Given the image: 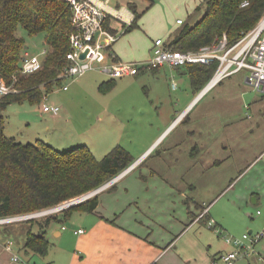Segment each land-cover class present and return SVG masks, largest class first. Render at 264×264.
I'll return each instance as SVG.
<instances>
[{
    "label": "rangeland",
    "instance_id": "374dc122",
    "mask_svg": "<svg viewBox=\"0 0 264 264\" xmlns=\"http://www.w3.org/2000/svg\"><path fill=\"white\" fill-rule=\"evenodd\" d=\"M128 3L137 6L138 12H144L130 31L123 33L127 27H118L117 41L112 50L123 62L140 61L147 57L148 60L152 41L157 38L168 40L179 26L176 23L179 19L184 23H193L199 14L197 13L193 19L188 18L189 14L193 12L195 5L199 4L202 8L204 5L203 0H110L112 6L118 5L119 8L126 7ZM150 3L152 4L149 5ZM16 35L25 40L27 53L43 59L41 52L47 47L43 44L42 36H28L21 27L16 30ZM151 76L150 73H141L136 77L117 78L115 86L105 91L99 89L98 85L107 81L108 77L98 70H88L81 76L65 79L63 85L68 86L66 91L56 87L46 95L44 102L58 105L59 114L68 117L61 119L64 122L60 127L57 126L55 132L49 133L45 130L46 125H52L49 118L51 114L41 110V103L25 100L22 103H11L5 109L3 133L21 143L41 140L59 151L69 150L76 145H85L97 159L106 155L114 146L120 145L137 159L146 148L152 130L158 133L163 129L164 125L159 124V120L167 111H171L177 95L186 99L195 95L185 70L167 76V79L170 77V88L174 81L178 85L177 91H166V86L162 88L159 81L155 82L157 85L153 87L149 81ZM246 77L248 72L243 69L225 78L222 87L217 85L205 93L203 99L189 109L188 120L178 126L170 136L164 135L142 158L146 159V164L159 165L161 173L169 177L171 175L173 177V179L170 177L171 180H175L174 177L178 180L183 176L187 180L192 178L197 169L195 166L192 167L193 159H188L190 163L187 161L182 163L181 159L184 160L187 156L188 147L196 141L199 129L202 128L211 134L207 143H211L212 146L214 140L229 146L228 136L231 133L230 141L234 140L232 149L236 168L223 167L211 172L207 169L206 179L202 178L192 189L194 195L201 196L206 203L220 194L209 207L212 219L219 223L218 226L212 229L207 224L199 223L205 229L191 226L189 234L183 237V241L191 245L189 252L191 251L194 257L201 256L206 264L207 252L203 251H206L208 244L214 242L212 249L217 247L218 250L228 244L223 236L241 240L243 234L253 235L264 229V204L263 202L255 204L252 201L256 193L263 195L261 200H264V93L251 88L245 81ZM164 89L166 91L164 101L152 98V93L156 91L161 94ZM238 99L248 102L249 104H245L247 108H244ZM200 120L201 122H198ZM187 130L191 131V134L186 135ZM183 131L186 133L181 136ZM179 133L182 146L176 148V151H167V143ZM236 133L237 137L234 139L233 135ZM55 139L62 143L54 142ZM256 157L260 161L248 167ZM141 169L143 168L140 167L137 173ZM234 172L238 174L237 181L234 180L232 185L226 186L227 178ZM202 173L203 171L200 175ZM234 192L246 200L244 202L241 199L233 200ZM211 206L214 207L212 211ZM44 219L39 217L0 226V259L4 258L3 263H6L7 258L9 262L6 254L10 256V253L4 249L7 241L13 242L15 245L13 251L21 258H30L24 248L25 227L34 224L33 230L36 231L35 223ZM246 242L243 243L247 244ZM196 245L203 251L199 252ZM253 250L248 257L237 259L233 264H264V238L256 241ZM10 261L13 262L11 258Z\"/></svg>",
    "mask_w": 264,
    "mask_h": 264
},
{
    "label": "trees",
    "instance_id": "16d2710c",
    "mask_svg": "<svg viewBox=\"0 0 264 264\" xmlns=\"http://www.w3.org/2000/svg\"><path fill=\"white\" fill-rule=\"evenodd\" d=\"M245 1L247 4L243 6ZM203 4V8L196 6L189 14L190 19L199 14L193 23L176 21L180 27L168 40H162L164 47L180 52L196 51L213 46L224 37L230 46L247 34L264 15V0H203ZM127 7L135 17L123 33L136 26L137 19L144 12H138L137 6L130 3ZM71 16L67 0H0V77L16 89L0 97V218L54 207L100 186L135 162L129 151L120 145L97 159L85 145L59 151L41 140L21 143L3 133V116L8 105L25 100L41 103L45 95L62 86L59 75L67 64ZM19 27L28 36H42L47 47L43 54L41 52L43 59L38 56L42 68L30 75L20 73L27 51L25 40L16 35ZM216 66V62L187 66L186 72L194 90H200L209 81ZM142 72L148 71H140L135 76ZM113 84L112 80L102 82L99 89L108 90ZM113 188L115 183L108 189ZM96 205L97 196H94L60 213L44 216L43 221L35 223L36 231L33 230L34 224L25 227V253L46 255L50 247L45 235L49 225L64 220L75 210L93 212ZM33 219L38 218L29 220Z\"/></svg>",
    "mask_w": 264,
    "mask_h": 264
},
{
    "label": "crops",
    "instance_id": "0c3cea01",
    "mask_svg": "<svg viewBox=\"0 0 264 264\" xmlns=\"http://www.w3.org/2000/svg\"><path fill=\"white\" fill-rule=\"evenodd\" d=\"M196 6H199V4ZM140 61L131 60V62ZM174 69L175 71L168 66H162L155 71L142 73L152 74L149 81L153 87L157 85L155 82L159 81L162 88L166 86V91H177L178 85L176 84V88L171 85L170 88V77L167 79V76L175 75V72L186 71L187 66ZM241 71L243 69L239 72ZM246 71L248 72V70ZM186 74L195 95L188 99L177 95L171 111H167L166 115L161 116L159 120V124L164 125L163 129L158 133L152 130L146 148L135 159L134 167L115 183V188L105 189L97 194V205L93 212L75 210L64 220L51 223L45 234L50 243L47 254L42 256L28 252L30 258L26 260L38 264H206L205 259L203 260L201 256L199 258L198 256L194 257L192 252H189L191 245L185 243L183 237L189 234L191 226H199L198 228L205 229L199 223L208 225V219H212L209 207L211 203L220 197V194L215 195L209 203H206L200 198L201 196H195L192 189L202 178L206 179L205 172L207 169H210L211 172V170H218L223 167L236 168V159L233 156L232 149L234 140L233 142L230 141L231 133L228 136L229 146L215 140L212 146L211 143H207L211 138V134L202 128L199 129L196 141L188 147L187 156L185 158L183 156L184 160L181 159L182 163L186 161L190 163L188 159H193L192 167L195 166V169H197L192 178H187V180L184 179V176L178 180L176 177H174L175 180H171L170 177L172 179L173 177L163 175L159 170V165L146 164V159H142L164 135L170 136L178 126L188 120L189 109L208 93L199 96L205 84L200 90H194L189 75L187 72ZM109 80L114 81L112 86L114 87L116 80L108 77L107 81ZM223 81L218 85L222 87ZM63 83L64 81L62 86ZM58 88L63 90L61 86ZM166 91L164 89L161 94L155 91L152 93V98L157 101H164ZM238 101H240V104L243 103L244 108H247L245 104H249L248 102L241 99H238ZM181 113L183 115L180 119L174 122ZM64 117L68 118L64 114L51 115L49 118L52 125H46L45 130L49 133L55 132L57 126L60 127L64 122L62 121ZM198 122H201V120ZM181 133L167 143V151H176V148L182 146L180 138L186 132ZM189 134H191V131L187 130L186 135ZM233 136L235 139L237 133ZM48 137L50 138L51 135H48ZM54 142L62 143L58 139H55ZM222 153L224 154L222 155ZM258 161L260 160L256 157L248 164V167ZM140 167L143 169L137 173ZM202 171L203 173L200 175ZM237 178L238 174L236 172L231 174L227 178L228 184L226 186L232 185L234 180L237 181ZM262 196L256 193L252 197V201L255 204L260 202L264 204V200H261ZM232 199H241L242 202L246 200V198L235 192L232 193ZM212 206L215 207V204ZM214 207L211 208V211ZM205 208L208 212L199 217ZM215 216L220 220L218 214ZM218 224L215 222V226H218ZM79 229L83 232L75 233ZM213 244L214 242L208 244L206 251L196 245L199 252H207V264L219 254L231 251L234 248L230 244H225L217 250V247L212 249ZM6 257H9V262H7V258L6 263H3L4 258H1L0 264H16L10 261L8 254H6Z\"/></svg>",
    "mask_w": 264,
    "mask_h": 264
},
{
    "label": "built area",
    "instance_id": "2783aa9c",
    "mask_svg": "<svg viewBox=\"0 0 264 264\" xmlns=\"http://www.w3.org/2000/svg\"><path fill=\"white\" fill-rule=\"evenodd\" d=\"M71 11L72 31L69 35V51L66 53L67 64L62 68L59 77L62 81L83 75L88 70H98L111 79L135 76L140 71H152L162 66L172 69L182 66L217 63L216 69L199 93L204 95L216 84L241 69L248 70L247 83L255 91L264 93V16L257 26L245 34L235 44L228 46L224 37L213 46H205L196 51L180 52L164 47L161 39H156L151 49L148 60L140 62H123L111 49L117 41L118 29L116 27H128L133 21L135 14L126 6L119 8L112 6L110 0H67ZM247 1L243 2V6ZM182 20H177L181 23ZM107 25V26H106ZM114 29L116 31H114ZM45 51L42 52V54ZM85 53L83 58L79 55ZM42 68V61L36 55L25 53L20 68V73L30 75ZM176 88V84H172ZM63 90L67 85L61 86ZM12 84L0 77V97L15 91ZM44 99L47 98L45 95ZM40 108L43 112L58 115L60 107L56 104L41 102ZM183 113L174 120L176 122ZM132 166L124 169L119 174L101 184L100 186L83 193L79 196L65 200L54 207L31 212L28 214L7 216L0 218V226L20 222L32 218H39L60 213L71 206L85 202L100 192L108 189L124 176ZM208 212L205 208L199 215L202 217ZM208 227L214 228L215 222L208 219ZM64 228V227H63ZM79 229L75 233H82ZM225 242L234 248L231 251L219 254L209 264H233L237 259L248 257L253 253L254 244L257 240L264 238V229L253 235L243 234L241 240L231 239L223 236ZM247 241V244L243 242ZM15 245L7 241L4 248L10 253L11 260L16 264H38L23 259L13 251Z\"/></svg>",
    "mask_w": 264,
    "mask_h": 264
},
{
    "label": "water",
    "instance_id": "95a60500",
    "mask_svg": "<svg viewBox=\"0 0 264 264\" xmlns=\"http://www.w3.org/2000/svg\"><path fill=\"white\" fill-rule=\"evenodd\" d=\"M27 46H25V48H26ZM85 56V53H81L80 55H79V57L80 58H83Z\"/></svg>",
    "mask_w": 264,
    "mask_h": 264
},
{
    "label": "bare ground",
    "instance_id": "6f19581e",
    "mask_svg": "<svg viewBox=\"0 0 264 264\" xmlns=\"http://www.w3.org/2000/svg\"><path fill=\"white\" fill-rule=\"evenodd\" d=\"M134 165H135V164H134ZM134 165H133V164L131 165V166H132V168L134 167ZM131 166H129V167H131ZM129 167H128V168H129ZM126 169H127V168H126Z\"/></svg>",
    "mask_w": 264,
    "mask_h": 264
}]
</instances>
